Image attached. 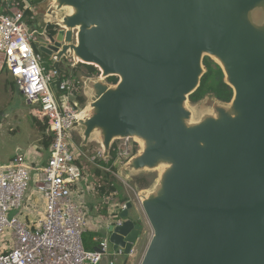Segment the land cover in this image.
Returning <instances> with one entry per match:
<instances>
[{
  "label": "water",
  "instance_id": "obj_1",
  "mask_svg": "<svg viewBox=\"0 0 264 264\" xmlns=\"http://www.w3.org/2000/svg\"><path fill=\"white\" fill-rule=\"evenodd\" d=\"M37 6L56 17V32L47 34L55 50L49 67L59 77L62 59L99 70L81 78L89 112L73 124L80 145L96 140L105 160L116 140L131 137L139 148L118 175L133 182L159 171L150 187L135 183L152 229L139 264H264V0ZM206 56L233 89L229 102L213 94L190 100ZM132 207L129 200L122 223L104 231L125 255L144 230L129 218Z\"/></svg>",
  "mask_w": 264,
  "mask_h": 264
},
{
  "label": "built area",
  "instance_id": "obj_2",
  "mask_svg": "<svg viewBox=\"0 0 264 264\" xmlns=\"http://www.w3.org/2000/svg\"><path fill=\"white\" fill-rule=\"evenodd\" d=\"M23 2V8L9 3V12L0 13V72L7 70L14 78L19 91L33 105V115L48 124L53 140L45 165L30 153L18 154L9 163L0 164V264H99L111 244L108 237L98 234L112 223H122L119 213L127 208L129 200L119 201L118 190L110 194L108 214L95 220L96 247L87 249L83 236L89 226L86 199L92 185L85 182L89 173L80 160L89 156L80 147L73 129L74 122L86 115L83 112L87 105L74 98L71 78L56 82L57 71L48 67L37 51V37L45 34L53 15L44 14L39 26L33 27L25 10L35 12L37 5L32 0ZM70 61L74 67L76 63ZM55 87L62 92L59 97ZM113 147L117 168L97 165L127 185L117 170L137 152L139 145L133 138L125 137L116 140ZM101 155L102 149L90 160L95 162ZM122 254L120 249L113 250L109 263L114 264L116 256Z\"/></svg>",
  "mask_w": 264,
  "mask_h": 264
},
{
  "label": "rangeland",
  "instance_id": "obj_3",
  "mask_svg": "<svg viewBox=\"0 0 264 264\" xmlns=\"http://www.w3.org/2000/svg\"><path fill=\"white\" fill-rule=\"evenodd\" d=\"M10 2H12V0L8 1V3ZM37 10H39L38 6H37ZM39 13H40V17L38 18L40 20L44 19L45 15L42 12ZM52 18L54 20L56 17L53 16ZM63 60L64 61L61 62L62 63L61 66L67 69L71 61L67 59H63ZM190 104L195 108V106L191 102ZM31 107L32 105L28 103L24 95L19 91L18 85L14 80V78L6 71L4 70L1 71L0 72V164L9 163L18 155L19 152H24V153L34 152L33 154L35 156L38 155V153H41L42 155L40 156L41 157L40 159L42 161L45 160L46 152L44 151L40 143L41 133L33 123V119L31 117L32 115L30 114ZM74 134L77 141L78 140L81 141V137L78 135L76 131ZM80 147L86 152L87 156H89L88 158L87 157L81 158L80 161L84 165L85 170L89 173L85 176V182L87 186L92 185V188L89 189V193H88V196L91 195V197L89 198L90 200H88L90 205L91 201H96L95 196H97V191L95 190V185L97 180H99V178L96 177L93 174V172H91V169L98 167L97 165L98 157L96 158L95 162H92L90 158L94 155L97 156L98 151L101 150V145L96 140H91L87 146L80 145ZM114 161L115 160L113 158L105 159L106 162L105 165H107L110 168L116 169L117 164H115ZM158 174L159 171H152V172L146 171L143 173L136 174L133 176L134 179L133 182H127V185H124L118 179L122 187L120 189L119 194L117 195V199L121 201V199L123 198H128L133 203V207L130 209L129 218L132 217L137 218L136 216L140 217L141 222H143L144 225V230L139 245H137L136 247V251L132 255L122 254L116 256V261L114 264H139L141 261L146 245L152 235V229L148 221L145 219L143 209L138 199L137 196L138 190H136L135 188V180L142 177H148L150 181L153 183L156 177L158 176ZM86 188L88 189V187ZM88 209L90 211L89 206ZM136 212L138 214H136ZM133 214H136V216ZM91 221L92 218L89 219L88 229L89 227H92ZM98 235L102 237V232H99ZM112 252L113 250L112 247L110 246V249L107 252L105 258H103V260L107 261V264H110L109 260L112 259L111 257Z\"/></svg>",
  "mask_w": 264,
  "mask_h": 264
},
{
  "label": "trees",
  "instance_id": "obj_4",
  "mask_svg": "<svg viewBox=\"0 0 264 264\" xmlns=\"http://www.w3.org/2000/svg\"><path fill=\"white\" fill-rule=\"evenodd\" d=\"M41 1L42 0H32V4L37 5ZM10 3L17 5L20 8L24 7L23 0H12V2ZM8 4H9L8 2H3L2 0H0V13L9 12ZM25 16L28 18L30 25H32L33 27L39 26L40 19L36 17V14L33 10L26 9ZM32 16L35 17L34 20H31ZM47 28L48 31L51 33L56 32L55 27L51 23L48 24ZM37 51L40 52L39 50ZM204 65L207 71L202 77L199 88L193 94H191L190 100L193 103H195L203 99L206 95L213 94L217 99L223 102H229L233 97V89L228 84L225 83L224 73L221 67L216 62H212L211 58L207 56L204 59ZM6 72L9 74L7 70ZM98 75H99V70L95 66L78 63L74 67L68 65V68L65 69V72L60 77L59 76L56 77V82H60L66 78H71L74 81V90H73L74 98H76L81 104L84 105L86 103V97L83 93V83L81 78L93 77ZM116 81H117L116 77L109 78V82L115 83ZM54 91L56 96L58 97L62 93L58 89V87H55ZM32 119L34 125L41 133L40 143L47 154L53 140L52 134L48 133V124L40 121L38 118L34 116H32ZM79 141L80 140H78V142ZM79 143H81V141ZM111 155L112 157H114L115 155L114 147H112L111 149ZM97 162L98 164L107 167V165H105L106 164L105 160H100V157L97 158ZM45 164H46V159L43 161V165ZM91 172H93V174L99 178V180H97L96 182L95 190L97 191V198L99 200V206L101 207L100 213L103 216H105L108 214V205L105 202V199L108 196H110V194L113 193L115 190H118L120 192L122 185L116 176H114L110 172L102 170L100 167H95L91 169ZM135 183H137L140 186V188H146L152 182L148 177H142L136 179ZM128 200H129L128 198H123L121 199V202H125ZM134 220L138 223H141L140 217L134 218ZM94 236H96V233L92 230H88L84 233L83 236L84 245L87 249H94L96 247V243L93 241Z\"/></svg>",
  "mask_w": 264,
  "mask_h": 264
},
{
  "label": "crops",
  "instance_id": "obj_5",
  "mask_svg": "<svg viewBox=\"0 0 264 264\" xmlns=\"http://www.w3.org/2000/svg\"><path fill=\"white\" fill-rule=\"evenodd\" d=\"M29 103V102H28ZM29 104H31V103H29ZM32 105V104H31ZM32 107H33V105H32ZM32 107H31V109H30V114L32 115V116H34L33 115V113L31 112V110H32ZM31 116V117H32ZM35 117V116H34ZM21 153H24V152H19L18 154H21ZM30 153V152H29ZM28 153V154H29ZM34 153V152H33ZM32 152L30 153L31 155H32V158L33 159H35V160H37V161H39V159L41 158L40 156L42 155L41 153H38V155H34ZM91 197V195L90 196H87V204H88V206L90 207V211H89V213L91 214V216H90V218H92V221H91V223H92V227H89V229L88 230H92V231H94L95 233H96V226H95V220H96V218L98 217V216H100V215H102L101 213H100V209H101V207L99 206V200H98V198H97V196H95V200L96 201H91V203H90V205H89V201L88 200H90L89 198ZM109 197V196H108ZM106 198L105 199V202L107 203V205H108V211H109V208H110V204H111V201L109 200V198ZM136 214H138L137 212H136ZM136 214H133V215H135L136 216ZM106 216V215H105ZM136 217H138V216H136ZM92 228V229H91ZM104 234V232H102V236H104L103 235Z\"/></svg>",
  "mask_w": 264,
  "mask_h": 264
},
{
  "label": "flooded vegetation",
  "instance_id": "obj_6",
  "mask_svg": "<svg viewBox=\"0 0 264 264\" xmlns=\"http://www.w3.org/2000/svg\"><path fill=\"white\" fill-rule=\"evenodd\" d=\"M35 14H36V17H40V13H39V10H37V8L35 9ZM48 33H49V31H48V28H47L46 32H45V34L43 36H42V34H39L38 37H37V44H38L39 48L40 47H45L51 52L50 54H48L46 52H41L40 51L42 61L49 67V66H51V64L53 62V60L51 58L53 56L52 54L55 53V50L53 48V43L49 39L46 38ZM63 61L64 60L62 59V61H60V62H63ZM211 61L212 62H217L215 59H211ZM61 65H62V63H61ZM62 68L65 69V67H62Z\"/></svg>",
  "mask_w": 264,
  "mask_h": 264
},
{
  "label": "bare ground",
  "instance_id": "obj_7",
  "mask_svg": "<svg viewBox=\"0 0 264 264\" xmlns=\"http://www.w3.org/2000/svg\"><path fill=\"white\" fill-rule=\"evenodd\" d=\"M53 16H55V15L53 14ZM88 112H89V107L87 106V107L85 108L83 114H88Z\"/></svg>",
  "mask_w": 264,
  "mask_h": 264
}]
</instances>
